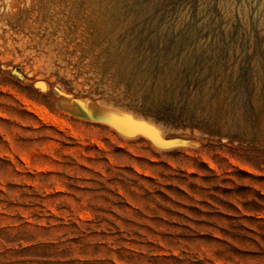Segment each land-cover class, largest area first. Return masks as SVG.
<instances>
[{"label": "rangeland", "instance_id": "374dc122", "mask_svg": "<svg viewBox=\"0 0 264 264\" xmlns=\"http://www.w3.org/2000/svg\"><path fill=\"white\" fill-rule=\"evenodd\" d=\"M0 264H264V0H0Z\"/></svg>", "mask_w": 264, "mask_h": 264}, {"label": "bare ground", "instance_id": "6f19581e", "mask_svg": "<svg viewBox=\"0 0 264 264\" xmlns=\"http://www.w3.org/2000/svg\"><path fill=\"white\" fill-rule=\"evenodd\" d=\"M71 102H72V101H71ZM80 102H81V101H80ZM82 102H84V101H82ZM67 104H70V103L67 102ZM73 104H79V102H78V103L76 102V103H73ZM81 105H82V104H81ZM85 106H86V105H85ZM89 107H91V105H90ZM84 112H85V111H84ZM86 113H87V112H86ZM85 116H86V115H85ZM88 116H89V115H88Z\"/></svg>", "mask_w": 264, "mask_h": 264}, {"label": "water", "instance_id": "95a60500", "mask_svg": "<svg viewBox=\"0 0 264 264\" xmlns=\"http://www.w3.org/2000/svg\"><path fill=\"white\" fill-rule=\"evenodd\" d=\"M14 74H16L17 76H19V73L17 71H14ZM57 93H59V91H56Z\"/></svg>", "mask_w": 264, "mask_h": 264}]
</instances>
